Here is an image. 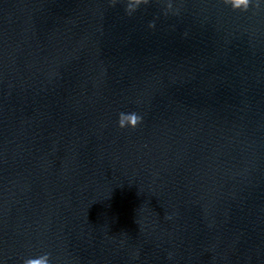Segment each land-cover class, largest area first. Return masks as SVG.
Returning <instances> with one entry per match:
<instances>
[{
	"label": "water",
	"instance_id": "95a60500",
	"mask_svg": "<svg viewBox=\"0 0 264 264\" xmlns=\"http://www.w3.org/2000/svg\"><path fill=\"white\" fill-rule=\"evenodd\" d=\"M167 2L0 0V264H264V0Z\"/></svg>",
	"mask_w": 264,
	"mask_h": 264
},
{
	"label": "clouds",
	"instance_id": "9594fccd",
	"mask_svg": "<svg viewBox=\"0 0 264 264\" xmlns=\"http://www.w3.org/2000/svg\"><path fill=\"white\" fill-rule=\"evenodd\" d=\"M116 0H112V3L115 4ZM223 4L230 6L233 10H239V11H247L252 5L255 8L260 7L259 0H222ZM150 0H127L126 3V13L127 15L131 16L133 13H135L140 6L149 5ZM169 12H173V14L178 13L177 10H173V4L171 3V0H168L165 8V15H167ZM148 27L155 28V22H150ZM143 121V117L135 112L131 113H123L121 112L119 114L118 118V127L121 129L124 128H132L135 129L138 125H140ZM23 264H50V254L45 253L43 255H40L38 258H28L23 261Z\"/></svg>",
	"mask_w": 264,
	"mask_h": 264
}]
</instances>
